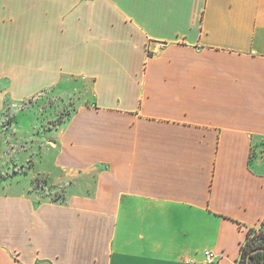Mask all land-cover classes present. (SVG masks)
I'll return each instance as SVG.
<instances>
[{
    "label": "crops",
    "instance_id": "1",
    "mask_svg": "<svg viewBox=\"0 0 264 264\" xmlns=\"http://www.w3.org/2000/svg\"><path fill=\"white\" fill-rule=\"evenodd\" d=\"M63 88L33 168L0 126V264H238L264 233V0H0V111Z\"/></svg>",
    "mask_w": 264,
    "mask_h": 264
},
{
    "label": "rangeland",
    "instance_id": "2",
    "mask_svg": "<svg viewBox=\"0 0 264 264\" xmlns=\"http://www.w3.org/2000/svg\"><path fill=\"white\" fill-rule=\"evenodd\" d=\"M63 90L47 89L21 102H7L1 109L0 126L8 143L20 150L27 147L17 154V170L22 165L33 168L39 160V149H44L50 139L52 131L49 130L57 127L73 107V96H67L72 91ZM23 175L17 174V177L23 178Z\"/></svg>",
    "mask_w": 264,
    "mask_h": 264
},
{
    "label": "trees",
    "instance_id": "3",
    "mask_svg": "<svg viewBox=\"0 0 264 264\" xmlns=\"http://www.w3.org/2000/svg\"><path fill=\"white\" fill-rule=\"evenodd\" d=\"M239 250L238 264H264V233L248 229Z\"/></svg>",
    "mask_w": 264,
    "mask_h": 264
},
{
    "label": "built area",
    "instance_id": "4",
    "mask_svg": "<svg viewBox=\"0 0 264 264\" xmlns=\"http://www.w3.org/2000/svg\"><path fill=\"white\" fill-rule=\"evenodd\" d=\"M215 256V253L210 250L204 251L205 262L208 264L213 263Z\"/></svg>",
    "mask_w": 264,
    "mask_h": 264
}]
</instances>
